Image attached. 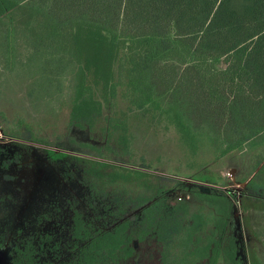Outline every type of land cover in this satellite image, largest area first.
<instances>
[{"label":"trees","instance_id":"obj_1","mask_svg":"<svg viewBox=\"0 0 264 264\" xmlns=\"http://www.w3.org/2000/svg\"><path fill=\"white\" fill-rule=\"evenodd\" d=\"M23 47L27 66L50 67L39 93L66 94L68 127L101 131L120 153L139 135L168 133L190 168L236 160L248 198L264 202V0H0L5 71ZM113 206L96 210L97 226L79 212L58 236L18 242L12 264H164L156 239L168 229L157 227L155 206ZM211 248L206 264H220L219 244ZM237 264L264 262L253 254Z\"/></svg>","mask_w":264,"mask_h":264},{"label":"rangeland","instance_id":"obj_2","mask_svg":"<svg viewBox=\"0 0 264 264\" xmlns=\"http://www.w3.org/2000/svg\"><path fill=\"white\" fill-rule=\"evenodd\" d=\"M29 51L23 47L17 56L20 64L11 72L0 64V129L5 136L0 145L2 247L7 248L21 231L58 236L71 224L74 209L85 215L88 224L97 226L98 209L112 204L123 209L144 204L139 209H147L153 204L158 210L157 227L168 229L164 239H156L157 255L164 264L182 260L206 264L213 241L222 250L220 264L246 262L247 255L253 254L264 262V202L248 198V182H243L244 171L236 160L211 170L198 171L187 162L186 167L168 133L139 135L135 148L114 152L118 147L106 143L101 131L68 127L63 91L39 93L34 83L44 82L42 69L50 67L27 66ZM76 157L93 161V167L89 162L84 168ZM108 164L139 169L164 180L112 174ZM52 205L58 209L56 214ZM41 213L48 214L38 217Z\"/></svg>","mask_w":264,"mask_h":264},{"label":"flooded vegetation","instance_id":"obj_3","mask_svg":"<svg viewBox=\"0 0 264 264\" xmlns=\"http://www.w3.org/2000/svg\"><path fill=\"white\" fill-rule=\"evenodd\" d=\"M4 137L5 136L3 135V131H2V129H0V145H2L3 142L5 141V140H3ZM49 152L55 153L54 151H49ZM53 208H54V206L52 208H50V209H53ZM56 210H58V209H53L52 210L53 212L52 211H50V212H52L53 214H56ZM72 212H73V214L71 215V222H72V219L74 218V216L77 213H79L78 211H76V209H74ZM43 214L45 215V214H48V213H41V214L38 215V217H40V216L42 217ZM29 236L32 237V235L30 234V232H28V231H25V232L24 231H21V232H19V234L16 237L13 238V240L10 242V245L7 248L6 247H2L0 245V250L6 251L8 253L9 260H10V264H12V250H13L14 246L17 245L18 242L24 240L25 238H27Z\"/></svg>","mask_w":264,"mask_h":264},{"label":"water","instance_id":"obj_4","mask_svg":"<svg viewBox=\"0 0 264 264\" xmlns=\"http://www.w3.org/2000/svg\"><path fill=\"white\" fill-rule=\"evenodd\" d=\"M0 264H10L9 255L6 251L0 250Z\"/></svg>","mask_w":264,"mask_h":264}]
</instances>
